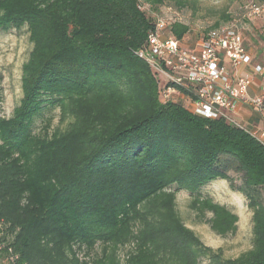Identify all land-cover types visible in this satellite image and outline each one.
Listing matches in <instances>:
<instances>
[{
    "label": "trees",
    "instance_id": "1",
    "mask_svg": "<svg viewBox=\"0 0 264 264\" xmlns=\"http://www.w3.org/2000/svg\"><path fill=\"white\" fill-rule=\"evenodd\" d=\"M146 2L155 13L185 5ZM154 26L136 0H0V31L25 29L31 46L20 100L0 116V264H264V145L249 127L160 102L136 56ZM167 30L179 41L189 32ZM52 111L55 126L43 117ZM218 180L251 216L236 257L207 246L177 209L184 190L197 222L234 234L238 215L201 192Z\"/></svg>",
    "mask_w": 264,
    "mask_h": 264
},
{
    "label": "built area",
    "instance_id": "2",
    "mask_svg": "<svg viewBox=\"0 0 264 264\" xmlns=\"http://www.w3.org/2000/svg\"><path fill=\"white\" fill-rule=\"evenodd\" d=\"M138 10L151 13L155 26L147 35L145 44L136 56L146 63L159 82L161 103H183L191 113L207 119L230 117L240 105L254 108L264 119V76L259 93L250 97L248 91L253 79L242 73L252 58L247 51L241 32L235 26L219 25L209 29L200 43L184 45L167 35V23L152 12L146 0H136ZM243 15L264 17V3H250ZM229 64L228 70L225 63ZM255 73L262 66L254 65ZM249 133L264 145V130L250 128Z\"/></svg>",
    "mask_w": 264,
    "mask_h": 264
},
{
    "label": "rangeland",
    "instance_id": "3",
    "mask_svg": "<svg viewBox=\"0 0 264 264\" xmlns=\"http://www.w3.org/2000/svg\"><path fill=\"white\" fill-rule=\"evenodd\" d=\"M184 7H177L172 3L162 6L159 18L169 23H181L189 28V32L181 41L184 45L193 46L200 43L206 30L214 23L235 26L241 32L245 47L252 58V64L262 66L261 73L250 70L254 84L258 87L264 76V17H249L243 15L244 7L250 3L263 4L264 0H184ZM228 20L224 21V17ZM167 34L169 32L167 30ZM28 34L25 29L0 31V116L10 117L14 107L21 97L20 75L21 66L26 61L30 51ZM52 114V126L57 124V112H45L43 117ZM42 119H37L35 128H40ZM225 159H223L224 161ZM224 170L237 186L241 183V176L235 172L233 161H224ZM204 196L224 204L238 215L239 222L234 234L225 238L217 237L211 232L206 223L195 220L194 214L187 208L188 196L182 190L177 194V209L187 227L192 229L201 240L212 248L221 247L227 257H236L239 253L249 249L251 239V216L247 209L246 200L238 193L229 189L227 181H215L203 187ZM264 200V191L262 193Z\"/></svg>",
    "mask_w": 264,
    "mask_h": 264
},
{
    "label": "crops",
    "instance_id": "4",
    "mask_svg": "<svg viewBox=\"0 0 264 264\" xmlns=\"http://www.w3.org/2000/svg\"><path fill=\"white\" fill-rule=\"evenodd\" d=\"M228 70H231L229 64L225 63ZM254 64H251L249 67H242L240 70L242 73H250V70H253ZM259 93L258 85L252 83L248 91V95L250 97H254ZM233 119L234 123L239 126L256 128L260 130H264V119L262 116L255 110L254 108L246 105H240L237 110L230 115Z\"/></svg>",
    "mask_w": 264,
    "mask_h": 264
}]
</instances>
